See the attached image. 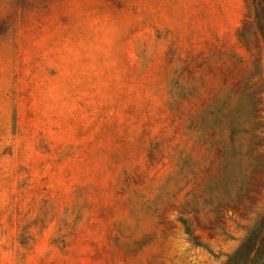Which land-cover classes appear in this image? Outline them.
<instances>
[{"label":"rangeland","instance_id":"1","mask_svg":"<svg viewBox=\"0 0 264 264\" xmlns=\"http://www.w3.org/2000/svg\"><path fill=\"white\" fill-rule=\"evenodd\" d=\"M263 214L249 0H0V264H222Z\"/></svg>","mask_w":264,"mask_h":264},{"label":"trees","instance_id":"2","mask_svg":"<svg viewBox=\"0 0 264 264\" xmlns=\"http://www.w3.org/2000/svg\"><path fill=\"white\" fill-rule=\"evenodd\" d=\"M251 20L259 32L264 46V0H249ZM184 230L190 234L183 221ZM222 264H264V214L248 231L237 248L226 256Z\"/></svg>","mask_w":264,"mask_h":264}]
</instances>
